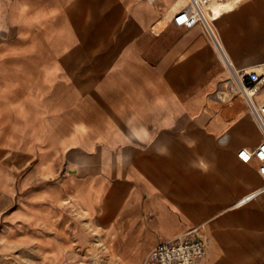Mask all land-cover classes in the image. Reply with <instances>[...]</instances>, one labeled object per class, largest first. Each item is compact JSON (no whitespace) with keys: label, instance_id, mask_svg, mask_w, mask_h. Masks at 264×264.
<instances>
[{"label":"crops","instance_id":"crops-1","mask_svg":"<svg viewBox=\"0 0 264 264\" xmlns=\"http://www.w3.org/2000/svg\"><path fill=\"white\" fill-rule=\"evenodd\" d=\"M175 3L0 0V259L145 264L185 234L201 264L241 262L199 222L264 212L257 162L237 157L262 132L221 56L260 74L264 102V0L213 22L222 54Z\"/></svg>","mask_w":264,"mask_h":264},{"label":"built area","instance_id":"built-area-1","mask_svg":"<svg viewBox=\"0 0 264 264\" xmlns=\"http://www.w3.org/2000/svg\"><path fill=\"white\" fill-rule=\"evenodd\" d=\"M233 5V0H184V4L173 14L172 21L177 26L185 27L199 24L211 44L222 54L218 37L213 29V22L232 9ZM221 56L230 71L235 92L244 100L248 111L262 132V140L258 145L252 150L239 149L237 157L242 162L255 159L264 182V102L258 104L253 99L260 74L243 67L232 68L223 54ZM205 246V241L182 234L153 247L147 254L145 264H201Z\"/></svg>","mask_w":264,"mask_h":264},{"label":"rangeland","instance_id":"rangeland-1","mask_svg":"<svg viewBox=\"0 0 264 264\" xmlns=\"http://www.w3.org/2000/svg\"><path fill=\"white\" fill-rule=\"evenodd\" d=\"M255 101L260 103L258 99ZM244 105L242 102L243 110L247 107ZM199 224L203 225L207 240L216 244L218 249L216 253L221 255L223 261L226 259L224 256L231 255L236 258L235 256L239 255L241 262L232 259L235 264H263L264 212L256 216L239 208L209 219H202ZM31 254L32 252L24 247L7 249L0 259V264H34ZM231 263L233 262L230 261Z\"/></svg>","mask_w":264,"mask_h":264},{"label":"bare ground","instance_id":"bare-ground-1","mask_svg":"<svg viewBox=\"0 0 264 264\" xmlns=\"http://www.w3.org/2000/svg\"><path fill=\"white\" fill-rule=\"evenodd\" d=\"M183 1V2H182ZM181 3H184V0H176V3H175V5H174V7L173 8H176L179 4H181ZM256 89V88H255ZM258 93H257V91L255 92V96L253 97V99H255L256 98V95H257Z\"/></svg>","mask_w":264,"mask_h":264},{"label":"snow or ice","instance_id":"snow-or-ice-1","mask_svg":"<svg viewBox=\"0 0 264 264\" xmlns=\"http://www.w3.org/2000/svg\"><path fill=\"white\" fill-rule=\"evenodd\" d=\"M239 2V0H237V3ZM243 155V154H242ZM246 158V157H245Z\"/></svg>","mask_w":264,"mask_h":264}]
</instances>
